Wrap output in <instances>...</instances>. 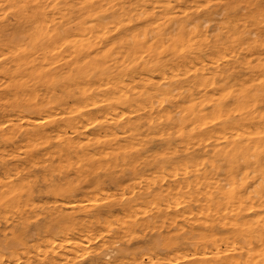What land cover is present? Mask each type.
Returning a JSON list of instances; mask_svg holds the SVG:
<instances>
[{"label": "bare ground", "instance_id": "1", "mask_svg": "<svg viewBox=\"0 0 264 264\" xmlns=\"http://www.w3.org/2000/svg\"><path fill=\"white\" fill-rule=\"evenodd\" d=\"M242 2L224 10L242 13ZM202 6L0 0V147L54 139L1 161L0 223L25 174L52 155L66 235L45 237L46 250L22 224L0 241V264H264V38L247 35L259 17L212 33L204 23L218 11ZM149 212L167 232L131 245Z\"/></svg>", "mask_w": 264, "mask_h": 264}, {"label": "rangeland", "instance_id": "2", "mask_svg": "<svg viewBox=\"0 0 264 264\" xmlns=\"http://www.w3.org/2000/svg\"><path fill=\"white\" fill-rule=\"evenodd\" d=\"M228 1H230V0H212L211 2H209L207 4H203L204 2L199 0V3L203 5L202 8H206L207 5H209L210 8H213V9L218 11V13L214 14V18L212 20H210L207 23H204L205 26L209 28L210 32H212V33L222 32L223 35H225L227 33L228 29L232 27L231 25H230L231 27H227V28L225 27L228 24L229 20H233L234 21L233 24L237 23L236 25H238L239 24L238 23L239 17H243L245 19L248 12L251 10V11L255 12L254 13L255 17H257V16L259 17L257 19L259 22L256 24H252V22H254L252 20L253 17L252 18L249 17L250 21L248 24H250V25H248V31H250V30L251 31L249 33L247 31V35H250L253 38H260V39L264 38V0H242L243 1L242 6H241L242 8L240 10L242 13L236 12V8H229L228 10H226V9L224 10L225 2L227 3ZM237 10L239 11V9H237ZM227 11H228V14L226 13ZM226 15H228V17L224 18ZM224 20H226L225 21L226 24H225ZM217 28H218V30H217ZM237 49H240V48L237 47ZM238 55H239V58L237 59V62H236L237 63L236 70L239 72H245L247 70V67H248L247 61H248V58L250 57V55H249V53H247L246 49L238 50ZM32 143H34V141ZM21 145H24V147ZM39 145H41V144H38V145L29 144L28 141L20 143L19 145H10V144L2 145L0 147V163L2 160L9 161V160H14V159H18V158L23 159L29 149L36 150V149H39V148L41 149V148L45 147V148L52 150L54 148V139L51 137L48 139V141L46 143H44L43 146H39ZM7 150H9V152ZM5 151H7V152H5ZM53 159L54 158L52 157V155L43 156V159H41L35 167H32L31 170L25 174L26 176H24V178L21 180L28 191L25 189L26 191H24L22 193L21 198L18 199L16 201V203L15 202L12 203V205L10 206L9 215L12 211H14V212L11 213L12 216H10L11 218L9 217V219H10L9 222L6 223V225H4V222L0 223L1 228H2V230L0 228V241H4L6 239H9L15 233H19V231H22V229H21L22 224H26L27 230L29 231V234L32 235L33 238H38L37 243L42 245L41 247L44 248L46 246L44 248V249H46L47 245H48L49 248H47L46 250H49L50 246L52 247V244H53L52 242H54L53 240H59L60 239V240L64 241V239L66 238L65 234L56 231V225H55L56 221H57L56 217H57V214L59 213V210H60V208H58L59 202L57 201L60 199L59 198L57 199L56 193L60 192L65 187V184H63L62 182H59L58 184H56L55 181L60 180V178L63 176L64 173L63 172L60 173L56 170L45 168L53 161ZM173 163L175 164V162H173ZM43 168H45V169H43ZM163 169H166L165 171H167L168 166L164 167ZM2 173H3L2 170H0V180L4 179V176L2 175ZM74 176H75V174L72 173L70 175V178L71 177L74 178ZM33 179H34V181H33ZM106 189H108L107 192H108V197L110 196L109 199L112 198L113 197L112 194L117 191L116 186L110 184L109 182H107ZM29 191H31V192H29ZM90 194H92V195H90ZM86 195L88 196V198H90V197L92 198V196L93 197L96 196L92 191L89 190V191H84V192L78 193L77 197H79L81 199H86L87 198ZM105 196L107 197V194ZM28 200H30V202H28ZM33 200H35V201H33ZM39 200H41V201L39 202ZM22 201H23V203H22ZM31 201H33L34 203ZM35 202L37 204H35ZM43 202H45V203H43ZM21 204H23V206ZM30 204H31V206H30ZM14 206H17V207L14 208ZM41 210H43V211H41ZM68 210H69V208L64 209V211H68ZM34 212H38L39 215H37L38 213H34ZM43 212H45V213H43ZM35 214L37 216H35ZM153 214L154 213L149 212V216H148L149 218L146 217L149 227L147 226V228H145L144 232H143L142 228L137 230V232H136L137 235H135L129 241L131 245H134L137 243H143V242L147 241L150 238V235L153 234L157 229H161L164 233L167 232V230L164 228L166 226H169V220L166 217L161 218V219L159 217H154ZM123 216L124 215L119 214V217H123ZM0 218H3V217L1 216ZM34 223H36V225H34ZM33 230H35V231L33 232ZM138 231H140L141 233H139ZM31 232H33L34 235ZM53 232H54V234H53ZM45 237L51 238L52 242L50 241L51 239H49V241L52 244L50 242H48V238L46 239Z\"/></svg>", "mask_w": 264, "mask_h": 264}]
</instances>
